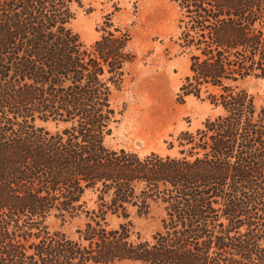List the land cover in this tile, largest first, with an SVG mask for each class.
I'll use <instances>...</instances> for the list:
<instances>
[{"label":"trees","instance_id":"obj_1","mask_svg":"<svg viewBox=\"0 0 264 264\" xmlns=\"http://www.w3.org/2000/svg\"><path fill=\"white\" fill-rule=\"evenodd\" d=\"M168 1L181 98L219 111L177 156L106 144L135 60L110 15L86 46L70 28L81 0H0V264H264V109L244 88L264 80V0ZM153 206L143 239L133 220ZM49 218L82 224L71 237Z\"/></svg>","mask_w":264,"mask_h":264},{"label":"rangeland","instance_id":"obj_2","mask_svg":"<svg viewBox=\"0 0 264 264\" xmlns=\"http://www.w3.org/2000/svg\"><path fill=\"white\" fill-rule=\"evenodd\" d=\"M70 28L86 46L100 38L106 15L114 27L126 30L131 37L134 62L126 68L121 89L114 91L112 103L121 114L112 126L106 144L112 149H126L143 156L150 152L177 156V137L181 132L194 133L218 110L192 96L181 98L180 87L189 74V57L180 47L178 8L168 0H81ZM75 7V6H74ZM244 88L252 96L257 110L264 109V80H249ZM183 99V100H181ZM55 130L52 123L43 124ZM91 196H86L88 206ZM163 212L153 206L147 218H134L135 230L143 239L160 229ZM116 225L115 218L110 219ZM52 229H61L75 237L82 221L60 226L49 218Z\"/></svg>","mask_w":264,"mask_h":264}]
</instances>
